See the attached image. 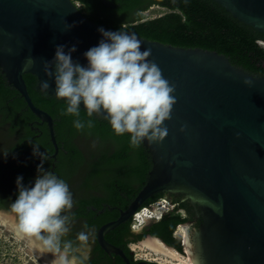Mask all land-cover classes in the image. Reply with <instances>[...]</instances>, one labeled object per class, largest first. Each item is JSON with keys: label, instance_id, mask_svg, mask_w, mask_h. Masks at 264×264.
Masks as SVG:
<instances>
[{"label": "water", "instance_id": "obj_1", "mask_svg": "<svg viewBox=\"0 0 264 264\" xmlns=\"http://www.w3.org/2000/svg\"><path fill=\"white\" fill-rule=\"evenodd\" d=\"M214 1L264 33V0ZM100 27L83 17L72 0H0V68L27 107L46 122L52 158L58 152L52 117L33 104L23 74L35 75L41 90L47 80L50 87L43 91L55 95L44 62L53 60L57 45H65L66 52L76 45L73 60L87 65L83 54L103 38ZM137 38L141 50L151 49L148 59L175 86L176 103L171 118L164 121L168 135L159 142H143L152 160L146 183L126 210L98 228V244L131 264L105 234L139 211L148 197L166 192L185 196L202 216L203 223L190 236L186 233L193 264H264V76L245 72L216 51ZM246 79L252 83L245 84ZM16 224V214L0 208V229L25 242L29 256L54 264V254L43 251L34 237L20 233ZM177 236L186 256V243ZM155 238L141 242L173 258Z\"/></svg>", "mask_w": 264, "mask_h": 264}, {"label": "trees", "instance_id": "obj_2", "mask_svg": "<svg viewBox=\"0 0 264 264\" xmlns=\"http://www.w3.org/2000/svg\"><path fill=\"white\" fill-rule=\"evenodd\" d=\"M80 3L79 11L87 20L114 31H127L147 40L182 48H201L225 55L230 63L255 76H264V33L244 24L214 0H72ZM157 5L164 13L147 18L145 11ZM23 79L33 104L49 113L53 120L58 145L55 158L47 124L26 105L19 92L10 84L0 68V208L12 210L18 196L16 178L32 186L39 174L42 157L34 154V147L44 153L45 171H52L64 179L73 196V207L65 211L70 217L69 231L62 237L61 247L71 243L68 257L78 264H124L114 253L108 254L97 242L100 226L116 219L128 208L147 181L152 167L151 152L141 143L130 144L129 134L116 135L100 114L87 115L80 108L79 119L85 127L78 130L73 121L77 117L62 114L66 108L58 99L37 86V78L24 73ZM92 121V127L87 121ZM165 199L177 201L178 195L158 192L148 197L138 208ZM190 210L186 201L179 203ZM165 212L147 230L131 231L132 215L105 234V239L130 255L127 242L146 234L159 238L167 246L182 253L180 237L173 231L179 223L192 217L182 216L177 209ZM84 233L86 239L78 237ZM150 264H157L149 261Z\"/></svg>", "mask_w": 264, "mask_h": 264}, {"label": "clouds", "instance_id": "obj_3", "mask_svg": "<svg viewBox=\"0 0 264 264\" xmlns=\"http://www.w3.org/2000/svg\"><path fill=\"white\" fill-rule=\"evenodd\" d=\"M98 31L103 38L83 54L87 65L73 60L76 45L67 52L65 45H57L53 60L44 62L45 74L54 80L55 96L67 105L62 114L77 117L73 121L74 127L82 130L85 122L79 116L83 104L89 117L100 114L107 119L116 135L129 134L133 147L140 146L145 140L148 143L162 141L168 135L164 121L171 118L176 103L175 86L163 76L160 67L148 59L151 49L141 50V41L136 34L103 27ZM244 83L250 85L252 81L246 79ZM49 87L47 80L41 83L43 90ZM87 126L92 127L91 120L87 121ZM34 154L47 159L38 146L34 147ZM43 159L32 186L23 184L22 175L16 178L18 196L11 205L17 218L16 228L39 241L43 251L53 253L54 264H70L71 243L65 242L63 249L61 243L69 231L70 217L64 213L73 207L72 192L64 179L44 170ZM161 200L164 199L133 213L134 229L138 230L150 219H160L169 211L157 204ZM143 212L147 216L142 219L140 214ZM78 238L84 241L86 236L81 233Z\"/></svg>", "mask_w": 264, "mask_h": 264}, {"label": "rangeland", "instance_id": "obj_4", "mask_svg": "<svg viewBox=\"0 0 264 264\" xmlns=\"http://www.w3.org/2000/svg\"><path fill=\"white\" fill-rule=\"evenodd\" d=\"M164 11V8L153 5L145 11V15L147 18H153L161 15ZM261 44L264 47V44ZM161 203V206L164 205V209L172 207V204H170L168 200H161ZM182 227L183 226H180L177 229V234H180V232L182 234V230H184ZM181 237L183 242H185L184 236L181 235ZM27 247L28 245L12 231L7 235L3 232V229H0V264H50V262L43 261L35 255L29 256L25 251ZM132 248H134L133 258H143L156 262L157 264H163L161 260L157 259V255H155L152 250L148 249L144 243L139 242L137 244H132ZM186 255L188 254L186 253Z\"/></svg>", "mask_w": 264, "mask_h": 264}, {"label": "flooded vegetation", "instance_id": "obj_5", "mask_svg": "<svg viewBox=\"0 0 264 264\" xmlns=\"http://www.w3.org/2000/svg\"><path fill=\"white\" fill-rule=\"evenodd\" d=\"M46 123V122H45ZM48 128V127H47ZM179 196V198L180 199H178L177 201H173V202H170L169 200V202L172 204V207L171 208H169V211L170 210H173V209H175L177 206H179V208L177 209V211H179L180 213H181V215L182 216H187V215H189V211L190 212H192V217L189 219V220H187V221H185V222H182V223H179L177 226H176V228H175V230L173 231V234H174V236L175 237H179V236H177L178 234H177V229L180 227V226H183L182 228H185V230H186V232H185V234L186 233H188L189 234V236L191 235V233L193 232V230H195V229H197L198 227H199V225L200 224H202L203 223V219H202V216L201 215H198L199 214V211H196V208H195V206L194 205H191L190 204V202H189V199L188 198H186L185 196H183V195H178ZM181 201H186L187 202V204L189 205V208H190V210H188V209H186L185 207H183V206H181L179 203H181ZM155 220H149V221H147V223L145 224V226L143 227V229H149L150 227H151V225L153 224V222H154ZM130 229H131V231H133V232H135V233H138V231H140V230H135L134 229V225H133V221H132V218H131V222H130ZM183 234V233H182ZM180 235H181V232H180ZM183 236H184V234H183ZM147 237H154V236H152V235H149V234H146L145 236H143V237H141V238H136V239H131L130 241H128L127 242V248L130 250V252H131V256H132V258H133V251H134V248H132V244H137V243H139V242H141L144 238H147ZM157 238V237H156ZM184 240H185V236H184ZM183 245V244H182ZM170 247V246H169ZM173 248V247H172ZM174 249V248H173ZM124 254H125V252H124ZM126 255V254H125ZM118 256V255H117ZM128 258H129V260H130V257L128 256V255H126ZM120 257V256H119ZM69 258V261H70V259H72L73 261H70V264H78V262H77V259L75 258V257H68ZM121 258V257H120ZM122 259V258H121ZM134 259V258H133ZM123 260V259H122ZM135 260V259H134ZM138 260V263H140L141 264V262L142 261H145L144 259H142V258H139V259H137ZM123 262H124V260H123ZM131 262V261H130ZM137 263V264H138ZM149 263V262H148ZM124 264H126L125 262H124ZM150 264V263H149Z\"/></svg>", "mask_w": 264, "mask_h": 264}, {"label": "bare ground", "instance_id": "obj_6", "mask_svg": "<svg viewBox=\"0 0 264 264\" xmlns=\"http://www.w3.org/2000/svg\"><path fill=\"white\" fill-rule=\"evenodd\" d=\"M162 210V209H160ZM141 218H145L147 216V213L146 212H143L140 214ZM140 218V219H141ZM184 236H185V243H186V234H185V230H182ZM155 241L161 246V248H163L165 251H167L169 254H171L173 256L170 257L168 256L167 254L163 253L162 251L150 246V245H146V247L150 250H152L154 252L155 255H157V259L161 260V262L163 264H193L192 262V259H191V256L189 255V251H188V248H187V243H186V251H187V254L186 256H184L183 254H180L179 252L175 251L172 249V252L167 246H165L160 240L156 239L155 238Z\"/></svg>", "mask_w": 264, "mask_h": 264}, {"label": "built area", "instance_id": "obj_7", "mask_svg": "<svg viewBox=\"0 0 264 264\" xmlns=\"http://www.w3.org/2000/svg\"><path fill=\"white\" fill-rule=\"evenodd\" d=\"M73 3H74V5H75L77 8H79L80 3H79L78 1H73ZM157 204L162 205L161 201L157 202ZM163 206H164V205H163Z\"/></svg>", "mask_w": 264, "mask_h": 264}]
</instances>
